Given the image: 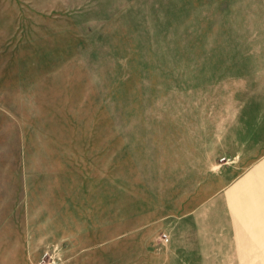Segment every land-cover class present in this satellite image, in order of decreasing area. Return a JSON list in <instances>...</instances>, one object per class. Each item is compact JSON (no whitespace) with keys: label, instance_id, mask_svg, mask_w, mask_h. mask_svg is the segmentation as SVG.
<instances>
[{"label":"rangeland","instance_id":"obj_1","mask_svg":"<svg viewBox=\"0 0 264 264\" xmlns=\"http://www.w3.org/2000/svg\"><path fill=\"white\" fill-rule=\"evenodd\" d=\"M0 264H264V0H0Z\"/></svg>","mask_w":264,"mask_h":264},{"label":"built area","instance_id":"obj_2","mask_svg":"<svg viewBox=\"0 0 264 264\" xmlns=\"http://www.w3.org/2000/svg\"><path fill=\"white\" fill-rule=\"evenodd\" d=\"M164 237H166V235H163Z\"/></svg>","mask_w":264,"mask_h":264}]
</instances>
